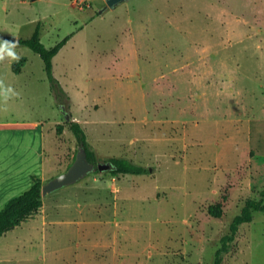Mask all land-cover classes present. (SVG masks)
<instances>
[{"label": "rangeland", "instance_id": "rangeland-1", "mask_svg": "<svg viewBox=\"0 0 264 264\" xmlns=\"http://www.w3.org/2000/svg\"><path fill=\"white\" fill-rule=\"evenodd\" d=\"M105 6L0 0V34L29 38L40 24L48 48L71 35L53 58L65 94L25 46L21 72L0 62L19 93L0 101V178L40 129L48 156L35 175L46 183L69 168L81 146L64 107L97 163L121 157L147 172H92L48 194L0 236V264H213L234 216L264 192V0H125L100 13ZM10 178L0 210L12 198L5 185L29 179ZM214 204L221 217L209 213ZM222 264H264L263 212L240 226Z\"/></svg>", "mask_w": 264, "mask_h": 264}, {"label": "trees", "instance_id": "trees-1", "mask_svg": "<svg viewBox=\"0 0 264 264\" xmlns=\"http://www.w3.org/2000/svg\"><path fill=\"white\" fill-rule=\"evenodd\" d=\"M42 31L41 25L37 24L35 31L29 38H20L19 44L31 49L38 54L43 62L47 78L51 84V89L58 93L65 94L60 86L59 81L53 73V58L60 52L65 44L70 39L71 35L64 37L61 41L54 46L48 48L41 40ZM26 58L22 57L18 61L13 62L12 69L14 72L19 73L26 63ZM71 131L74 133L78 144L84 147L87 151L88 159L97 164L95 153L90 149L87 134L81 124L77 121L68 122ZM64 125L57 126V132L62 133ZM76 155L74 156L75 159ZM74 161V160H73ZM109 162L113 163L114 169L106 173L112 176L118 175H141L147 172L143 166L135 164L130 160L121 157H112ZM94 173H99L96 167ZM43 181L39 177H34L31 186L20 195L10 199L5 206L0 210V236L6 232L19 226L23 221L36 213L43 206L42 186ZM263 197L260 199L250 198L245 201L241 212L234 216L229 226V231L226 233L221 241V246L216 252L213 264H222L225 254L230 251L236 236L239 232L240 226L252 220L255 212L264 213V192ZM209 213L215 217H221L223 214L222 205L214 204L209 206Z\"/></svg>", "mask_w": 264, "mask_h": 264}, {"label": "crops", "instance_id": "crops-1", "mask_svg": "<svg viewBox=\"0 0 264 264\" xmlns=\"http://www.w3.org/2000/svg\"><path fill=\"white\" fill-rule=\"evenodd\" d=\"M13 64V63H12ZM3 126V125H2ZM19 128H21L22 130H26L23 129L27 126H31V129L29 130H39L41 128L42 123L40 122H33L31 125H26L25 122L20 123L19 125H17ZM44 128V127H43ZM27 130V131H29ZM46 133H45V129H40V133L37 137V143H33L31 145H27V146H17L16 148H20L23 149L26 153L23 154V159L25 158V160L23 161H27L29 159V157L32 158L31 162H27V165L25 167H22V160L20 161V164H18L16 166V164L12 161V160H7L5 159L2 163V168H1V178H0V190H1V183H6L9 181H14L13 179H11L10 177H15V176H23V174L27 175V178L29 179H25L24 184L22 187L18 186V183L16 185H13L11 187H8V185L4 187V192H7L5 195L7 196L8 194L10 195L9 197H16L18 195H20L21 193H23L25 190H27L30 186H31V179L32 176H36L35 174L37 173V170H35V166L38 165L39 171L43 169L45 162H46V158L48 156L47 153V148H46ZM19 149V150H20ZM38 171V172H39ZM23 187H26L25 190L23 192H19L21 189H23ZM19 192L20 194L16 195L15 193ZM10 193H13L12 195H16V196H12ZM10 198V199H12Z\"/></svg>", "mask_w": 264, "mask_h": 264}, {"label": "water", "instance_id": "water-1", "mask_svg": "<svg viewBox=\"0 0 264 264\" xmlns=\"http://www.w3.org/2000/svg\"><path fill=\"white\" fill-rule=\"evenodd\" d=\"M123 1L125 0H106V6L103 10L100 11V13H103L104 10L109 7H115L117 4ZM0 39H15L19 41L16 36L8 33L0 34ZM63 113L65 114L66 121H72V115L66 111L65 107L63 108ZM96 167L98 168L100 173H104L114 169L113 163L109 161L99 162L95 165L88 159L86 149L83 146L80 147V149L76 153V157L73 163L69 166V168L65 172L53 177L52 179L43 184L42 198L44 199L48 194L78 182L82 178L94 172Z\"/></svg>", "mask_w": 264, "mask_h": 264}, {"label": "clouds", "instance_id": "clouds-1", "mask_svg": "<svg viewBox=\"0 0 264 264\" xmlns=\"http://www.w3.org/2000/svg\"><path fill=\"white\" fill-rule=\"evenodd\" d=\"M18 47V40L0 39V62L5 61L6 59L18 61L20 59V56L16 51ZM18 95L19 93L16 92L13 87L6 85L4 79L0 78V101H2L4 105H6L11 98Z\"/></svg>", "mask_w": 264, "mask_h": 264}, {"label": "built area", "instance_id": "built-area-1", "mask_svg": "<svg viewBox=\"0 0 264 264\" xmlns=\"http://www.w3.org/2000/svg\"><path fill=\"white\" fill-rule=\"evenodd\" d=\"M80 1H85V0H80Z\"/></svg>", "mask_w": 264, "mask_h": 264}]
</instances>
